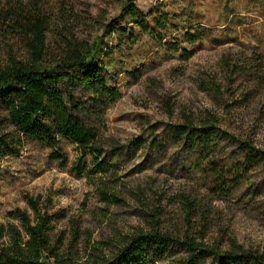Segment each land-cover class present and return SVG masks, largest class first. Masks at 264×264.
<instances>
[{
  "label": "rangeland",
  "instance_id": "374dc122",
  "mask_svg": "<svg viewBox=\"0 0 264 264\" xmlns=\"http://www.w3.org/2000/svg\"><path fill=\"white\" fill-rule=\"evenodd\" d=\"M43 3L49 38L67 29L104 41L103 76L120 98L102 109L90 106L79 88L73 96L89 107L85 119L97 128L102 160L111 166L89 177L92 156L67 139L60 142L64 164L45 145L17 143L15 153L0 159V224H18L7 216L16 208L33 217L29 194L54 216L51 242L80 264L95 255L112 261L122 241L151 229L174 239L184 233L234 239L264 252V197L255 199L260 207L251 203L249 181L219 198L190 169L195 156L173 129L185 117L196 126L209 117L224 132L213 142L225 136L264 151V0H135L147 30L123 12L124 0ZM4 46L0 38L3 56ZM222 146L233 149L227 141ZM164 254L149 251V264H176L184 256L177 243Z\"/></svg>",
  "mask_w": 264,
  "mask_h": 264
},
{
  "label": "trees",
  "instance_id": "16d2710c",
  "mask_svg": "<svg viewBox=\"0 0 264 264\" xmlns=\"http://www.w3.org/2000/svg\"><path fill=\"white\" fill-rule=\"evenodd\" d=\"M134 1L124 0L122 10L147 30L145 17ZM43 4V0H6L0 4V38L6 51L5 56L0 53V159L15 153L17 143L30 140L49 147L53 157L64 164L60 142L67 139L80 154L92 156L89 177L106 174L111 165L102 160L105 150L98 130L84 116L89 107L73 96L79 88L81 94L88 95L90 106L102 109L120 98V92L108 86L103 76L104 41L101 37L95 41L79 38L67 29L49 38L51 21ZM15 45L20 54L13 49ZM200 122L196 126L185 117L173 127L176 137L195 156L190 169L201 172L219 198L230 196L250 181V201L260 207L255 199L264 197V151L249 141L232 142L225 136L213 142L222 132L216 121L206 117ZM9 125L12 131L6 130ZM222 141L229 142L233 149L227 150ZM101 194L109 199L106 191ZM25 202L33 217L16 208L7 216L18 224H0V264H80L71 255L60 253L51 242L54 216L43 208L41 197L26 194ZM77 232L74 227V235ZM176 243L184 252L176 264H198L208 258L215 264H264V252L234 239L210 241L203 234L189 233L174 239L170 232L157 229L122 241L112 261L102 262L95 255L88 264H149V251L166 255Z\"/></svg>",
  "mask_w": 264,
  "mask_h": 264
}]
</instances>
